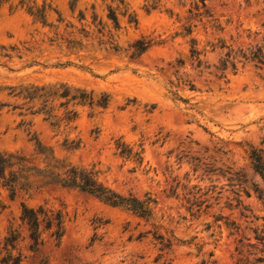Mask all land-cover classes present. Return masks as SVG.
<instances>
[{
    "label": "rangeland",
    "instance_id": "1",
    "mask_svg": "<svg viewBox=\"0 0 264 264\" xmlns=\"http://www.w3.org/2000/svg\"><path fill=\"white\" fill-rule=\"evenodd\" d=\"M138 39L151 44L131 57ZM258 47L264 0H0V151L43 167L37 138L108 188L154 201L141 216L31 176L13 196L0 186V247L12 241L19 264L252 261L264 231V181L249 158L255 148L264 160ZM75 89L108 103L67 102ZM22 204L42 208L36 249Z\"/></svg>",
    "mask_w": 264,
    "mask_h": 264
},
{
    "label": "trees",
    "instance_id": "2",
    "mask_svg": "<svg viewBox=\"0 0 264 264\" xmlns=\"http://www.w3.org/2000/svg\"><path fill=\"white\" fill-rule=\"evenodd\" d=\"M202 6H204V0H200ZM111 19L117 24L115 15H111ZM150 41L145 39H138L133 42L129 47L131 48V57H137L141 55L150 46ZM244 59L248 57L246 54L241 55ZM192 58L201 64L199 59V51L192 49ZM236 57H231L230 65L235 69ZM250 60H255L261 65L264 64V52L262 47L256 48L255 51H251ZM227 61L223 63L225 66ZM44 88V87H43ZM42 88V89H43ZM66 93L61 95L63 97L69 96V88L66 87ZM39 90L38 88H35ZM41 89V90H42ZM78 94H71L69 100H77L82 105H98L105 107L108 103V95L102 94L100 99L96 98L92 91L86 92L85 90L75 89ZM55 94V92H52ZM33 97V96H32ZM76 118V111L66 110L64 113V120L69 123ZM117 148L120 149V154L123 156H130L131 149L128 148L125 143L117 141ZM35 153L42 156L43 167L34 164L31 158L21 155L17 152H3L0 151V186L8 187L11 191V196L16 191V185L20 180H24L27 187L31 185L29 177L37 176L45 180L46 184L54 183L64 188L79 189L90 195H93L100 200L111 206L123 207L127 210L137 213L141 216H150L151 209L149 205L154 202L153 199L147 197L143 200L138 199L133 195L124 196L120 193L108 188L103 185L97 178V172L93 168H87L84 166H78L74 164L65 163V161L56 158L50 147L43 145L41 141L35 138ZM137 154V153H136ZM138 155V154H137ZM249 158L253 170L263 179L264 181V160L260 150L251 148L249 152ZM0 209L2 207L0 206ZM40 210L28 207L22 204V218L29 224L32 238L34 242L31 247L36 249L40 244L39 240V212ZM233 229L237 230V226H233ZM256 239L261 244L258 250L259 254L255 255L252 261H249L248 257H242L238 259V263L241 264H264V231L261 230L260 234L256 235ZM10 246V247H9ZM14 245L12 241L6 240L4 245L0 247V254L5 251V254L1 257L2 264H19L21 260V253L16 255L12 253ZM237 250V248L235 249ZM238 254L240 251L237 252Z\"/></svg>",
    "mask_w": 264,
    "mask_h": 264
}]
</instances>
